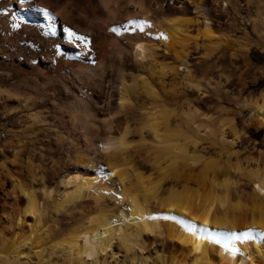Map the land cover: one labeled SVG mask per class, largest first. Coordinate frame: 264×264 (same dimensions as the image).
<instances>
[{
  "label": "bare ground",
  "instance_id": "6f19581e",
  "mask_svg": "<svg viewBox=\"0 0 264 264\" xmlns=\"http://www.w3.org/2000/svg\"><path fill=\"white\" fill-rule=\"evenodd\" d=\"M242 9L237 0H0V264H23L21 246L40 239L84 264L81 252L104 250L115 230L121 264H264L259 158L235 162L232 181L224 176L230 165L199 154L204 144L194 140L187 154L192 137L179 130L201 113L195 104L185 113L178 100L186 87L198 90L202 62L217 63L218 41L230 61L234 25L243 30L241 48H264V18L252 21L249 36L234 21ZM69 29L87 43L70 41ZM223 72H207L205 86H223ZM251 103L247 123L264 125V92L261 103L243 100ZM241 130L232 121L236 141ZM147 141L174 144L181 162L197 161L198 170L175 174L170 159L155 180L138 149ZM106 173L114 174L109 181ZM164 179L170 185L160 195ZM132 224L134 233L123 229ZM248 231L252 239H230ZM143 232L154 234L153 257L138 244Z\"/></svg>",
  "mask_w": 264,
  "mask_h": 264
},
{
  "label": "rangeland",
  "instance_id": "374dc122",
  "mask_svg": "<svg viewBox=\"0 0 264 264\" xmlns=\"http://www.w3.org/2000/svg\"><path fill=\"white\" fill-rule=\"evenodd\" d=\"M237 1L242 5L243 9L242 14L237 15V19L235 18L234 21H236V23L239 24L240 27L245 26L247 35L253 36V32L251 30L252 21L264 18V0ZM219 2L221 1H218L216 3L217 10L215 19H218L215 20L217 27L216 34H218V37H223L224 30L221 27L224 25V15L221 14L222 12L220 10ZM219 23L222 25H220ZM234 27L235 25L231 28L229 32L231 42L229 43L230 48L228 50V54L230 52L233 53L230 55L232 56L230 57V61L228 62V60H226V55H224V52L226 51V44L224 45L225 42L220 43L221 41H218L216 47L218 45L219 46L217 48L215 47L214 49L215 54L218 55V57H216V61L218 64L216 63V66H207L204 62H202L200 64V67L197 68L196 73V77L200 83L198 90L197 88L195 90L194 87H192L194 89L186 87V89L191 90V92L188 94L186 99L182 98L178 100V104L182 106V109L185 110V113L189 111L188 106L190 108H194V104V106L199 108L198 110L201 113V116L194 117L192 119L186 118L187 121L185 122H187V124L183 122L184 125L182 127H179L180 132H182V135L180 136L182 137V139L186 135L192 137L186 138L184 140L185 151L187 152V154L192 153L193 144L191 143H193L194 140L198 141L199 145L204 144L203 146H205V148L201 150L202 152L199 153L198 151L197 153H202L201 155L203 158H214L219 162L220 165L222 164L224 166L225 163L230 165L229 169L225 172L224 176L228 177L232 181L235 180L237 174L234 170V163H240L242 166L246 165L244 158L245 156H248L249 153L256 158H259L258 167L261 170H264V125H258L255 122L247 123V119L249 116H251V113L253 111V104L251 103L243 105V100L248 97H250L252 101H256L257 103H261L262 101V93L264 92V72L263 74L260 73L258 67L264 66V48L254 45L246 47L247 49L241 48L243 47L241 46V41L243 40V30ZM206 69L208 71H205ZM210 70L212 71V74L214 76L217 75L218 71H224L223 73H225L228 78L227 82H225L223 86L217 85V87L213 88L214 90L210 89V85L208 86L206 84L205 86V76L207 72H210ZM198 95L202 96L199 97V101H196L195 98ZM199 117L201 119H205V121L203 120V122L207 123L202 122L201 125L198 126L200 120ZM232 121L233 125H236V128L242 129L241 131L244 132L241 138L237 139V141L233 137ZM214 124L216 126H213ZM3 129L1 130L2 136L7 134L6 129ZM214 129V132L216 133L212 134L211 131ZM222 136H225L224 139L221 138ZM232 139L236 141V144H230ZM151 143L152 141L150 143L148 141L144 142L143 144L139 145L138 149L142 152L143 156H145L144 160L147 163L146 165H144L145 170L147 169L146 171L150 173V176L153 177L155 180L157 179V176H159V169L161 171V168L164 165L168 164L170 159H175L176 164L173 168L175 174L183 175V173L185 174V172L187 171L189 173H193L198 170L199 162L197 161H195L194 164H190L191 167H195V169H191L190 166H186L183 162H181L180 158L175 154V151H177V147L175 148L174 144L170 143L166 147H162L161 144L159 145L154 141L152 144ZM53 155L55 158L59 157L57 153H54ZM1 159L2 158L0 154V161ZM251 166H253V162ZM110 179L111 178L108 175L105 181H109ZM98 180H100V178H98ZM161 183L158 188V192H160V195H163L168 192V185L170 184L167 183V179L162 180ZM71 187L72 186H70V188ZM107 197L110 198L109 196L105 195V198ZM125 200L126 199L122 201L124 202ZM133 228H135L133 224L131 226L125 225L123 227L125 231H131ZM117 231L115 230L112 234V237L109 238V245H107L108 247L106 246L105 249L100 252L94 251V253H91V255L87 254V249H85L84 254H82L83 252H81L82 257L80 260L83 263L85 262L84 264H89L88 262L94 263L96 261L100 264H121L122 261L125 260L124 257L126 255V252L124 250L125 248L121 244V241H119L117 237V235H119V232L117 233ZM132 232L134 233V230H132ZM137 235V239L139 240L138 244H144V251L146 253L145 255H150L152 257L155 256L153 252L155 242H153V245H151L150 243L152 239L148 238L149 236L153 237L154 234L150 232H143V234L140 235L139 233H137ZM139 235L141 236V238ZM45 242V240L40 239L36 245L33 244L30 247L27 243H24V246H21L22 253H20V256H18L19 262L23 264H53L55 262L64 264L79 263L76 257H74L75 254L73 253L70 256L66 252V248L63 247L61 248V250L60 248H57L54 251H51L49 244ZM35 251H40V254H37ZM110 253L112 254L110 255ZM71 257L72 259L74 258L73 262ZM126 262H128V260H126L125 263ZM159 264H161V262Z\"/></svg>",
  "mask_w": 264,
  "mask_h": 264
},
{
  "label": "snow or ice",
  "instance_id": "6c2138e0",
  "mask_svg": "<svg viewBox=\"0 0 264 264\" xmlns=\"http://www.w3.org/2000/svg\"><path fill=\"white\" fill-rule=\"evenodd\" d=\"M129 23H131V22H129ZM110 30L113 31V32L116 31V29H110ZM125 30H127V26H125ZM140 31H143V27L142 26L140 27ZM66 32H67V38L70 41L71 40H75V41H78V42L83 43V44L87 43L85 37L77 35L75 32L71 31L70 29L66 30ZM108 175H114V174H106L103 178L107 179ZM149 218L151 219L152 217H149ZM256 235L258 237L264 238V233H257ZM229 236H230V239L233 240V241H235V240L243 241V240H248V239H252L253 238L251 231L243 232V233H241L239 235H237L235 233H232V234H229ZM232 250L236 251L235 248H233Z\"/></svg>",
  "mask_w": 264,
  "mask_h": 264
}]
</instances>
